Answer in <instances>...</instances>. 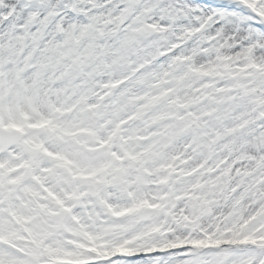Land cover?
<instances>
[{
  "label": "snow or ice",
  "instance_id": "snow-or-ice-1",
  "mask_svg": "<svg viewBox=\"0 0 264 264\" xmlns=\"http://www.w3.org/2000/svg\"><path fill=\"white\" fill-rule=\"evenodd\" d=\"M0 264H264V0H0Z\"/></svg>",
  "mask_w": 264,
  "mask_h": 264
}]
</instances>
